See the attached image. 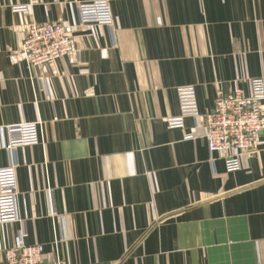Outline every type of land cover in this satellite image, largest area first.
<instances>
[{
	"label": "crops",
	"instance_id": "1",
	"mask_svg": "<svg viewBox=\"0 0 264 264\" xmlns=\"http://www.w3.org/2000/svg\"><path fill=\"white\" fill-rule=\"evenodd\" d=\"M0 0V126L42 121L17 161L20 235L64 264H264V148L227 172L195 120L171 128L178 87L202 117L219 96L251 94L264 66V0H110L109 26L79 25L77 3ZM77 25L75 50L29 69L30 22ZM213 158V160H212ZM64 238V239H62ZM0 264L4 254L0 252Z\"/></svg>",
	"mask_w": 264,
	"mask_h": 264
},
{
	"label": "built area",
	"instance_id": "2",
	"mask_svg": "<svg viewBox=\"0 0 264 264\" xmlns=\"http://www.w3.org/2000/svg\"><path fill=\"white\" fill-rule=\"evenodd\" d=\"M37 1L15 6L13 11L26 12ZM76 8L80 26L102 24L116 33L110 0H83L77 3ZM27 28L20 53L29 69L50 65L75 50L77 25L36 21L30 22ZM262 70L260 76L250 77V95L240 91L221 95L215 102L214 110L204 117L198 104L197 88L194 85H181L177 90L180 113L168 117L169 127H185L186 119L191 117L195 120L196 129L203 127L204 132L199 136L189 134L186 138L204 139L211 155L224 154L227 172L241 170V155L264 148V66ZM43 125L42 121H38L0 126V150L12 153L19 147L43 143ZM19 166L13 159L7 166L0 167V223L21 221L18 204ZM20 236L10 248L0 246L4 264H64L61 258L46 260L40 244L29 243L25 235Z\"/></svg>",
	"mask_w": 264,
	"mask_h": 264
}]
</instances>
